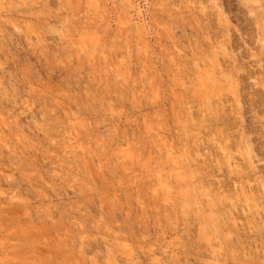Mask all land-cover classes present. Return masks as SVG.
<instances>
[{
  "label": "rangeland",
  "instance_id": "374dc122",
  "mask_svg": "<svg viewBox=\"0 0 264 264\" xmlns=\"http://www.w3.org/2000/svg\"><path fill=\"white\" fill-rule=\"evenodd\" d=\"M0 264H264V0H0Z\"/></svg>",
  "mask_w": 264,
  "mask_h": 264
}]
</instances>
